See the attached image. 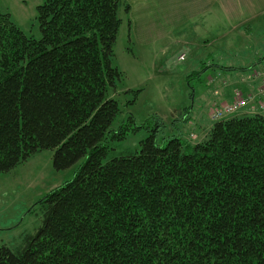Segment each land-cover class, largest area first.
<instances>
[{"label":"trees","instance_id":"obj_1","mask_svg":"<svg viewBox=\"0 0 264 264\" xmlns=\"http://www.w3.org/2000/svg\"><path fill=\"white\" fill-rule=\"evenodd\" d=\"M121 8L44 0L39 39L0 8V174L43 150L56 171L77 165L39 200L36 232L0 246V264H264V113L212 122L195 143L159 144V121L137 151L110 157L143 127L132 115L113 127Z\"/></svg>","mask_w":264,"mask_h":264},{"label":"rangeland","instance_id":"obj_2","mask_svg":"<svg viewBox=\"0 0 264 264\" xmlns=\"http://www.w3.org/2000/svg\"><path fill=\"white\" fill-rule=\"evenodd\" d=\"M125 1L133 7V11L127 13L124 8L119 10L121 24L113 48L112 64L122 73V82L114 95L122 113L113 127L118 126L120 121H128L130 115L134 117L135 124L143 127L131 131L122 143H112L117 148L110 157L118 155L120 151H137L140 141L153 131L159 121L163 124L157 132V141L161 145L173 135L191 143L202 141L212 124L209 113L215 106L228 103L227 94L233 91L228 79V83H225L224 78L216 80V76L213 77L214 72L206 67L207 63L217 59H221L222 65L237 63L242 59V49L228 47L226 42L230 40L227 39H221V46L218 48L217 44L214 49L215 43L220 41L217 38L224 31L213 29L206 33L197 32L194 22L180 27L173 34L176 39L171 45L169 40L155 42L153 37L144 38L141 30L150 25L153 19L142 22L134 1ZM43 2L0 0V8L10 14L13 22L24 33L39 39L41 32L36 19L37 7ZM133 22L134 25L141 23L137 33H134ZM183 29H186L184 36L180 34ZM258 30L255 29L256 32ZM263 32L264 29L261 34ZM188 35L190 38H186ZM183 52L186 53L185 59L178 61ZM190 74H198V77L192 75L193 78L189 80ZM236 87L242 88L244 83L240 82ZM126 90L131 91L123 93ZM132 99L133 104L127 105V101ZM243 112L241 110L234 115ZM185 116V121H188L181 123L179 120ZM172 122H177L176 132ZM131 124L134 127V123ZM52 157V150H43L13 170L0 174V246L16 248L27 235L36 232L44 217L39 200L73 177L77 165L56 171Z\"/></svg>","mask_w":264,"mask_h":264},{"label":"crops","instance_id":"obj_3","mask_svg":"<svg viewBox=\"0 0 264 264\" xmlns=\"http://www.w3.org/2000/svg\"><path fill=\"white\" fill-rule=\"evenodd\" d=\"M133 1L139 8L142 22L148 18L153 19L150 25L141 30V33H143L144 38L153 37L155 42L169 40V45H171L174 38L176 39L173 34L189 22H194L197 32L206 33L213 29L217 32L224 31L217 38L220 41L215 43L214 49H216L217 44H219L218 48L221 46V39H227L230 42L227 41L226 45L233 47L234 50L236 48L242 49L241 54L243 56L239 62L226 65H222L221 59L210 60L208 63L218 65L211 69L214 71V76L217 77L218 75L220 78H224L225 83L228 79L231 84L230 88H234L243 82L244 87L241 89L245 95H252L255 98L254 105L264 99L262 95H258L260 80L254 78L255 72L264 64V32L261 34L264 29V0ZM130 8V12H132L133 7L130 6ZM140 24L137 22L134 25L133 22L134 33L140 31ZM256 28L259 29V33L255 31ZM184 30L186 29L180 33L182 36H184ZM172 37L173 39H171ZM186 38H190V36L188 35ZM207 41L208 39L205 40V42ZM224 67L231 68V70L224 69ZM220 78L218 77L216 80ZM227 98L226 101H232V91L227 94ZM242 110L243 113L251 112L247 109Z\"/></svg>","mask_w":264,"mask_h":264},{"label":"built area","instance_id":"obj_4","mask_svg":"<svg viewBox=\"0 0 264 264\" xmlns=\"http://www.w3.org/2000/svg\"><path fill=\"white\" fill-rule=\"evenodd\" d=\"M185 56V52L180 54L178 57V61H183L185 59ZM254 78L260 80L258 95H262L264 97V64L259 70L255 72ZM211 81L212 79L209 80V82ZM254 99L255 98L252 95H245L243 91L235 88L232 92V101L219 106H215V108L209 113V119L212 122L222 120L232 114H235L239 110L246 108H249L248 110H250L252 113L256 111L264 113V99L259 101L256 105H254L253 103Z\"/></svg>","mask_w":264,"mask_h":264}]
</instances>
